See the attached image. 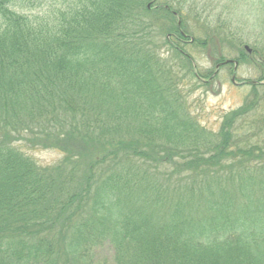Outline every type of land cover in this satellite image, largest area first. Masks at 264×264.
Returning <instances> with one entry per match:
<instances>
[{"label": "trees", "instance_id": "16d2710c", "mask_svg": "<svg viewBox=\"0 0 264 264\" xmlns=\"http://www.w3.org/2000/svg\"><path fill=\"white\" fill-rule=\"evenodd\" d=\"M147 1L0 0V264H264L255 97L217 132L184 114L183 0Z\"/></svg>", "mask_w": 264, "mask_h": 264}, {"label": "rangeland", "instance_id": "374dc122", "mask_svg": "<svg viewBox=\"0 0 264 264\" xmlns=\"http://www.w3.org/2000/svg\"><path fill=\"white\" fill-rule=\"evenodd\" d=\"M177 1L149 0L145 4L149 12H154L157 6L163 7L165 2L176 7ZM182 3L183 17L190 26L184 47H187L195 69L201 75L196 82H190L191 86L182 85L181 89L186 97L184 114L206 130L217 132L225 116L240 109L250 97H255L252 99L254 108L242 120L243 124L246 121L253 122V133L262 137L264 0H183ZM174 7V23L180 31L183 29L182 18L176 14ZM190 7H193L192 11ZM205 19L209 21V26L203 24ZM239 37L242 41L240 44L237 43ZM169 38L175 40L176 36L167 31L160 34L162 42ZM196 38L204 43L200 48L194 43ZM233 74L234 81H231ZM252 85H257L254 95L251 94ZM22 150L43 166L56 164L62 158V154L53 149H32L24 145ZM99 256L100 259L95 264H112L109 250L104 249Z\"/></svg>", "mask_w": 264, "mask_h": 264}, {"label": "water", "instance_id": "95a60500", "mask_svg": "<svg viewBox=\"0 0 264 264\" xmlns=\"http://www.w3.org/2000/svg\"><path fill=\"white\" fill-rule=\"evenodd\" d=\"M244 48L249 51V49L246 46H244ZM225 62H228V61H225ZM234 63H235V66H236V62H234ZM235 70H236V68H234L233 72H235ZM231 81H234V74L231 77Z\"/></svg>", "mask_w": 264, "mask_h": 264}]
</instances>
